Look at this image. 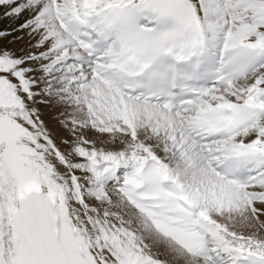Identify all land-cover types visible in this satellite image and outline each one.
I'll return each mask as SVG.
<instances>
[{
	"label": "snow or ice",
	"instance_id": "1",
	"mask_svg": "<svg viewBox=\"0 0 264 264\" xmlns=\"http://www.w3.org/2000/svg\"><path fill=\"white\" fill-rule=\"evenodd\" d=\"M0 24V264H264V0Z\"/></svg>",
	"mask_w": 264,
	"mask_h": 264
},
{
	"label": "bare ground",
	"instance_id": "2",
	"mask_svg": "<svg viewBox=\"0 0 264 264\" xmlns=\"http://www.w3.org/2000/svg\"><path fill=\"white\" fill-rule=\"evenodd\" d=\"M0 27H4V25L0 24ZM23 42H18L16 45H12L13 47H20ZM46 118L48 119L49 123L55 128V120H54V113L50 112L49 110H45Z\"/></svg>",
	"mask_w": 264,
	"mask_h": 264
}]
</instances>
